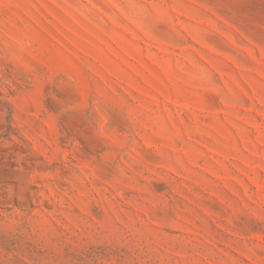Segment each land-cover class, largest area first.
I'll return each mask as SVG.
<instances>
[{
  "label": "rangeland",
  "instance_id": "374dc122",
  "mask_svg": "<svg viewBox=\"0 0 264 264\" xmlns=\"http://www.w3.org/2000/svg\"><path fill=\"white\" fill-rule=\"evenodd\" d=\"M0 264H264V0H0Z\"/></svg>",
  "mask_w": 264,
  "mask_h": 264
}]
</instances>
